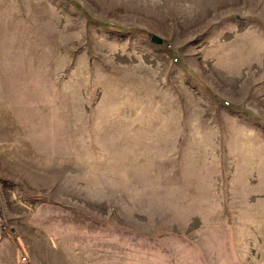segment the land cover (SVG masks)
Returning <instances> with one entry per match:
<instances>
[{
  "label": "rangeland",
  "instance_id": "rangeland-1",
  "mask_svg": "<svg viewBox=\"0 0 264 264\" xmlns=\"http://www.w3.org/2000/svg\"><path fill=\"white\" fill-rule=\"evenodd\" d=\"M23 258L264 264V0H0V264Z\"/></svg>",
  "mask_w": 264,
  "mask_h": 264
},
{
  "label": "built area",
  "instance_id": "built-area-1",
  "mask_svg": "<svg viewBox=\"0 0 264 264\" xmlns=\"http://www.w3.org/2000/svg\"><path fill=\"white\" fill-rule=\"evenodd\" d=\"M22 261H23V262H22L23 264H31V263H30V261H29V260H27L26 258H23V260H22Z\"/></svg>",
  "mask_w": 264,
  "mask_h": 264
},
{
  "label": "water",
  "instance_id": "water-1",
  "mask_svg": "<svg viewBox=\"0 0 264 264\" xmlns=\"http://www.w3.org/2000/svg\"><path fill=\"white\" fill-rule=\"evenodd\" d=\"M151 41H152V42H156L157 39H156L155 37H153V38L151 39Z\"/></svg>",
  "mask_w": 264,
  "mask_h": 264
}]
</instances>
